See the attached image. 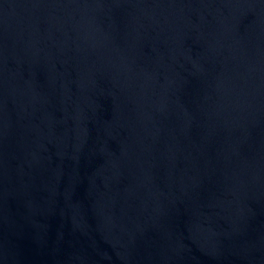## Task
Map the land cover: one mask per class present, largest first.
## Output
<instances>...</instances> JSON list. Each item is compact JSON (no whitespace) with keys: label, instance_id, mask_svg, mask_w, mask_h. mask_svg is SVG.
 <instances>
[{"label":"water","instance_id":"water-1","mask_svg":"<svg viewBox=\"0 0 264 264\" xmlns=\"http://www.w3.org/2000/svg\"><path fill=\"white\" fill-rule=\"evenodd\" d=\"M0 264H264V0H0Z\"/></svg>","mask_w":264,"mask_h":264}]
</instances>
